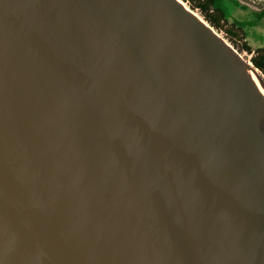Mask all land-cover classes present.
<instances>
[{
	"label": "water",
	"instance_id": "1",
	"mask_svg": "<svg viewBox=\"0 0 264 264\" xmlns=\"http://www.w3.org/2000/svg\"><path fill=\"white\" fill-rule=\"evenodd\" d=\"M253 73L179 0H0V264H264Z\"/></svg>",
	"mask_w": 264,
	"mask_h": 264
},
{
	"label": "rangeland",
	"instance_id": "2",
	"mask_svg": "<svg viewBox=\"0 0 264 264\" xmlns=\"http://www.w3.org/2000/svg\"><path fill=\"white\" fill-rule=\"evenodd\" d=\"M186 6L192 10L195 14H198L200 18L209 25L220 37H222L229 45L235 48L246 60L251 62V54L247 51L242 50L244 47L245 39L242 37V32L238 31L232 26L234 21H254L256 16L255 11H261L264 9V0H238L241 5H245L248 8L244 9L242 6L236 5L233 0H221L224 8L227 9L229 17V23L223 24V29H217L207 21L198 9H193L189 2L182 0ZM245 30L248 33V43L254 48L264 45V24L263 25H252L246 26ZM230 31H234L236 34H231ZM253 64V63H252ZM258 72L263 76L260 70ZM264 78V76H263ZM264 89V84H261Z\"/></svg>",
	"mask_w": 264,
	"mask_h": 264
},
{
	"label": "trees",
	"instance_id": "3",
	"mask_svg": "<svg viewBox=\"0 0 264 264\" xmlns=\"http://www.w3.org/2000/svg\"><path fill=\"white\" fill-rule=\"evenodd\" d=\"M189 2L193 9H198L204 18L211 23L217 29H223L224 23H229V15L226 8L223 7L221 0H184ZM236 5L242 6L244 9L248 7L241 5L238 0H233ZM254 15L256 19L254 21H234L232 26L238 31L242 32V37L245 39L244 47L242 50L247 51L251 54V62L253 65L261 71L264 76V45L253 47L248 43V33L245 30L246 26H259L264 24V9L261 11H255ZM231 34L235 35L234 31H230Z\"/></svg>",
	"mask_w": 264,
	"mask_h": 264
},
{
	"label": "bare ground",
	"instance_id": "4",
	"mask_svg": "<svg viewBox=\"0 0 264 264\" xmlns=\"http://www.w3.org/2000/svg\"><path fill=\"white\" fill-rule=\"evenodd\" d=\"M181 3H183V5L187 8V9H189L187 6H186V4L184 3V2H182L181 0H179ZM198 15V14H197ZM200 17V16H199ZM253 75V77H254V79L261 85V82H260V80H259V78L257 77V75L256 74H252ZM262 86V85H261Z\"/></svg>",
	"mask_w": 264,
	"mask_h": 264
}]
</instances>
